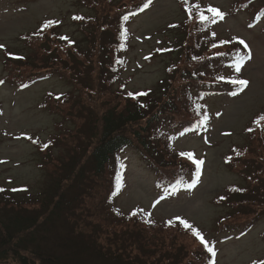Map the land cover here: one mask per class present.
Wrapping results in <instances>:
<instances>
[{
    "label": "trees",
    "instance_id": "obj_1",
    "mask_svg": "<svg viewBox=\"0 0 264 264\" xmlns=\"http://www.w3.org/2000/svg\"><path fill=\"white\" fill-rule=\"evenodd\" d=\"M248 1H238L232 10H252ZM81 3L87 8L96 7L98 18L106 17L105 23L93 31V40L98 42L93 54L102 72L100 84L104 85L96 100L99 106L89 102L85 105L79 100L82 93L79 86L87 94L95 90L93 87L90 90L82 77L89 60L81 58L76 66L77 78L66 74L67 63L66 67L61 64L65 71L59 68L62 53L70 56L68 51L72 50L71 55L76 58L83 51L79 52L75 42L60 39L54 33L55 22L45 27L48 22L45 21L35 33L23 36L33 51L30 61L5 54L2 82L18 87L56 73L67 79L73 90L63 95L48 94L40 104V108L60 116L62 129L45 144L34 142L39 168L46 177L45 186L35 194L26 190L17 197L0 192V263L13 260L17 264H209L211 254L179 220L156 224L135 211V215L131 212L125 219L110 204L122 185L119 155L127 148L138 150L155 172L160 186L175 188L188 173L197 171L194 162L197 159L174 156L171 147L163 142L161 131L165 127L195 132L204 125L200 121L207 115L199 104L200 96L204 89L223 78L216 66L240 56L239 48L228 51L223 49L232 46L213 47L203 35L210 22L201 23L194 7L187 15L186 27L172 25L184 33L177 48L179 58L168 66L171 77L145 95L126 96L120 91L117 94L112 87L127 48L129 34L125 32V23L144 8L146 0H81ZM180 3L183 10L189 9V2L180 0ZM259 11L264 12V6ZM124 16H128L126 21ZM81 20L85 26L98 21L91 17L76 19ZM105 35L110 37L108 43L103 41ZM88 54L92 56L91 52ZM261 116L264 115L253 119L256 128ZM67 124L71 128H66ZM56 148L61 151L55 157ZM261 151L260 162L255 164L259 167L257 174L264 175L261 158L264 147L253 149V154ZM238 153L235 148L227 157L228 164H233L231 160ZM256 188L253 186L250 191L230 187L225 198L227 205L236 210V205L243 204L245 213H255L254 207L263 204V191ZM6 196L13 198V203ZM22 200L29 202L28 206L20 204ZM250 223L249 219H225L218 224L216 233L229 228L242 231ZM159 227L163 231L157 232ZM165 233L168 241L163 239ZM183 234H190L191 241L182 247L176 241Z\"/></svg>",
    "mask_w": 264,
    "mask_h": 264
},
{
    "label": "rangeland",
    "instance_id": "obj_2",
    "mask_svg": "<svg viewBox=\"0 0 264 264\" xmlns=\"http://www.w3.org/2000/svg\"><path fill=\"white\" fill-rule=\"evenodd\" d=\"M188 1L189 8L193 9V4L199 3L208 15V6L224 13V18L217 19L210 31L203 34L209 35L223 47L239 42L234 38L242 39L248 45L247 54L250 52L251 58L238 73L233 67L235 62L216 66L225 79L211 89H205L200 98L199 103L205 105L208 115L207 122L200 130L184 133L177 128L164 127L161 131L163 142L171 147L174 156L192 151L203 161L198 181L197 174L188 173L182 185L174 190L158 187L155 172L138 150L127 148L119 155L123 186L110 207L125 219L136 211L161 225L176 217L187 220L214 247L216 255L213 264H262L264 175L257 174L259 167L255 164L260 162L258 157L262 151L254 155L253 149L264 147V120L259 121V128L253 126L252 122L255 116L264 115V13L253 19V14L264 6V0H249L252 10H232L241 0ZM181 6L180 0H155L126 23L129 39L122 54V67L112 87L114 92L118 94L120 91L128 96L129 93L155 91L161 81L171 77L168 66L179 58L177 48L183 32L172 28L171 24H180V29L186 27L189 13L188 10L184 13ZM95 9L85 7L81 0H0V45L4 46L0 48V79L4 73L5 54L30 61L33 51L23 36L35 33L42 22L53 20L57 24L54 33L60 39L66 37L75 42L79 52L83 51V55L76 58L71 55L72 50L68 51L70 56L62 53L59 68L64 71L69 69L65 71L66 74L77 78L79 70L78 73L75 71L83 60L81 58L89 60L82 77L90 85L89 89L93 90V87L95 90L87 94L79 86L82 90L79 100L85 105L89 102L92 106H99L96 100L104 85L100 84L102 72L97 56L93 54L98 43L93 36L96 26L105 23L106 17L98 18ZM76 17H91L98 21L94 22L95 25L85 26L82 20L77 22ZM109 40V36L103 37L104 43ZM221 41L226 43L221 44ZM90 52L92 56L88 54ZM62 63L63 67L67 64L69 67L64 69ZM172 71L174 74L175 71ZM233 80H246L248 84L239 90ZM71 90L73 87L69 81L56 73L22 88L0 83V161H4L0 163V189L4 191L0 192L17 197L26 190L35 194L45 186L46 177L39 168L34 142L45 144L62 129L60 116L40 108V104L48 93L63 95ZM65 126L71 128L69 124ZM250 131L251 134H248ZM235 148L239 149V153L231 160L233 164H228L227 157ZM60 151L54 149L53 155L58 156ZM261 158H264V152ZM253 171L256 173L253 174ZM188 184L194 186L189 189ZM234 186L250 188V191L253 186L255 189L258 186V190L263 191V204L254 207V214L245 213L243 204L236 205V210L227 205L225 198L229 195L228 189ZM8 196L5 199L13 203L14 199ZM19 203L28 206L29 202L22 200ZM225 219H249L251 223L242 233L230 231V228L216 233L218 224ZM161 228L157 232L163 231ZM167 234L163 238L166 241ZM181 237L180 241H176L177 245L183 247L190 243V234ZM0 264L17 263L6 260Z\"/></svg>",
    "mask_w": 264,
    "mask_h": 264
},
{
    "label": "snow or ice",
    "instance_id": "obj_3",
    "mask_svg": "<svg viewBox=\"0 0 264 264\" xmlns=\"http://www.w3.org/2000/svg\"><path fill=\"white\" fill-rule=\"evenodd\" d=\"M152 0H146V3L144 4V7H148L149 4H151ZM185 4L188 3V0H184ZM194 7L198 10L197 11V16L200 20L201 23H205V22H212V23H215L217 19H223L224 18V13H222L219 9L215 8V7H212V6H208L206 11L208 13L211 14V16H208V15H205V9H202L201 6L199 5V3H197L196 5H194ZM143 10V9H141ZM188 11L191 13L192 9L189 8ZM76 19H82V17H76ZM123 19L126 21L128 19V16H124ZM53 21H48L46 24H45V27H47L48 25L52 24ZM126 32V30H125ZM213 36H215V33H213ZM61 39H67L66 37H61ZM234 39H237L239 40V43L244 45L245 48L248 47V45L242 40V39H239V38H234ZM221 44L223 43H226L225 41H221L220 42ZM217 45L216 44H213V47H216ZM4 46L3 45H0V48H3ZM11 55V54H10ZM251 58V54L250 52L245 55V56H240V58L238 60L235 61L233 67H234V70L238 73L240 72L241 70V67L243 66V64ZM223 79V78H221ZM234 84L238 83L240 86H241V90L243 89V87H246L247 84H248V81L246 80H233L232 81ZM0 83H3L2 81H0ZM146 93H140V94H133V93H129L128 95L129 96H134V95H145ZM236 93L234 92L233 95H235ZM59 97H57L58 99ZM207 119L208 117L205 116L204 119L202 121H200L201 124H205L207 122ZM260 120H264V116H261L257 121L256 123L259 124V121ZM183 135V133H182ZM29 139H31V137H29ZM45 147H47V145H45ZM181 156H187L188 159H193V154L192 153H180ZM197 165V175H196V180L198 181L199 179V166L203 163V161H200V160H196L194 161ZM0 163H4V161H0ZM194 185L193 184H188V188H192ZM16 189H13V191H15ZM233 190H236V189H233ZM0 191H4V189H0ZM157 203H159V201H157ZM142 211V210H141ZM136 213L133 212V215H135ZM176 220H179V223L181 225H183L186 229H191L192 231V234L200 241L201 244L204 245L206 251L208 253L211 254L212 257H215L216 255V252H215V249L214 247L211 245V243L207 240H205L203 234L201 231H199L198 229H196L193 225H191L187 220L183 219V218H180V217H176L175 218ZM169 224H172L173 221H169L168 222Z\"/></svg>",
    "mask_w": 264,
    "mask_h": 264
}]
</instances>
